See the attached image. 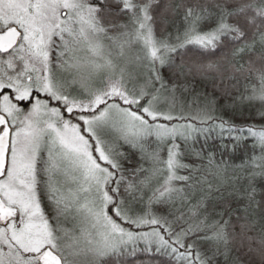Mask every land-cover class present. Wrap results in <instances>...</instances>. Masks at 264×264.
<instances>
[{
	"label": "snow or ice",
	"instance_id": "6c2138e0",
	"mask_svg": "<svg viewBox=\"0 0 264 264\" xmlns=\"http://www.w3.org/2000/svg\"><path fill=\"white\" fill-rule=\"evenodd\" d=\"M0 264H264V0H0Z\"/></svg>",
	"mask_w": 264,
	"mask_h": 264
}]
</instances>
